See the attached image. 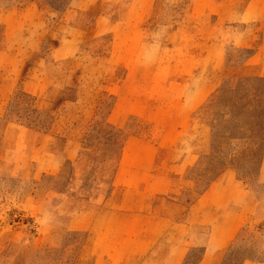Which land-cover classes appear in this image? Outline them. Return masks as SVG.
Returning <instances> with one entry per match:
<instances>
[{
  "label": "rangeland",
  "instance_id": "obj_1",
  "mask_svg": "<svg viewBox=\"0 0 264 264\" xmlns=\"http://www.w3.org/2000/svg\"><path fill=\"white\" fill-rule=\"evenodd\" d=\"M25 2L0 0V264H264V0ZM224 163L200 234L228 223L236 164L257 214L180 243Z\"/></svg>",
  "mask_w": 264,
  "mask_h": 264
},
{
  "label": "crops",
  "instance_id": "obj_2",
  "mask_svg": "<svg viewBox=\"0 0 264 264\" xmlns=\"http://www.w3.org/2000/svg\"><path fill=\"white\" fill-rule=\"evenodd\" d=\"M26 1L27 2H25V3L31 4L30 5L31 7H34V6L37 7L38 6L37 0H33V1L26 0ZM261 46H262L263 51H264V44H261ZM253 54H255V53H252L250 55V57H249L250 59L253 56ZM260 61L261 62L258 64V67H257V70H258L257 75L259 77L264 78V70H263L264 69V58L262 57V59ZM248 67L251 68L252 66L249 65ZM27 129L35 130V129H30V128H27ZM50 130H53V128ZM132 146H134V144ZM262 162H263V157H262V160L259 164L258 173L256 175V179L258 181L261 180L262 171H263V167H264V164ZM146 163H147L146 164L147 166H149V165L151 166L153 162L151 160H147ZM195 163H194V165H195ZM223 171L220 174H222ZM220 174H218L215 178L210 180L208 186L194 199L193 203L190 204V206L188 208V212L186 213L185 223H181V222L179 223L180 229L181 230L188 229L190 231V234L188 237H184V236L181 237V235L176 236L180 243L185 244L186 242H188V243H190L189 247H191V248L196 247L198 245H203L205 248H209V247L215 246V244L218 247H225L228 244H230V242H232V240H234V238L236 237V235L240 231L241 226L246 222V220L257 214V212L259 210V205L256 202V196L251 191H249L245 188H242V187L240 188L236 184L239 181L236 178V175L234 174L233 175V181L234 182L230 183L229 187H230V189L234 190L235 197L232 199V201L229 199V197H227V199H226L227 200L226 205L228 208L227 210H229V215H230V217L228 219V223L221 225L217 228L215 236H214V238L217 239L215 244L212 240V235H211L212 231H211V233L209 232L207 235H205V237L202 236L203 235L202 233H201L202 235L200 234L199 226L197 225V223L201 224L202 218H201V215L199 216L197 211L200 210V205L203 203V201L205 199H207L208 197H211L212 186L215 183L214 180L218 176H220ZM153 177H155V176H153ZM221 208H222L221 210H224V207H221ZM217 221H219L218 216L216 217V222ZM180 243L176 247L181 250L182 244H180ZM164 254H166V257H168L170 255L169 248H167L166 251H164ZM204 259H205V254H203L198 259L197 264L202 262ZM177 260L179 261V257H178V259L176 258L175 260H172V261L177 262Z\"/></svg>",
  "mask_w": 264,
  "mask_h": 264
},
{
  "label": "trees",
  "instance_id": "obj_3",
  "mask_svg": "<svg viewBox=\"0 0 264 264\" xmlns=\"http://www.w3.org/2000/svg\"><path fill=\"white\" fill-rule=\"evenodd\" d=\"M54 1L59 3V4H68V2L70 0H54ZM258 80L264 81V78H258ZM23 96L32 100V98H30V96H28V95L23 94ZM25 110H28V112H30L29 113L30 115H31V113L35 114L36 116L42 115V112H39L37 109L26 108ZM13 112L14 111L12 110V108H10L8 110V112H7V117H12V114H14ZM15 116L17 118H19L20 120L23 119V118H20V116H18V115H15ZM49 119L50 120L48 121V125H47L46 129H44V130L52 129L50 127V126H52V117H49ZM23 123H25L28 127L34 128L35 130H40L41 127L44 126L43 121H41V123H40V122H31L29 120H25V121H23ZM249 131H250V137H251L249 139L252 140L253 146H255L256 148L258 147V148L263 149L264 148V129L263 130H249ZM254 152L255 151H251L250 150L251 154H250V158L249 159H252V160L254 159L253 161L257 162V158L254 157L255 156ZM260 162H261V160L259 159L257 164L259 165ZM217 165H216V167L213 170L214 173H213V177L212 178H215L218 174H220L224 170L225 166H227V164H225V163L224 164H217ZM235 166H233V168L235 170L236 175H238V171L236 170V168H238V164H236ZM210 180H212V179H210Z\"/></svg>",
  "mask_w": 264,
  "mask_h": 264
}]
</instances>
